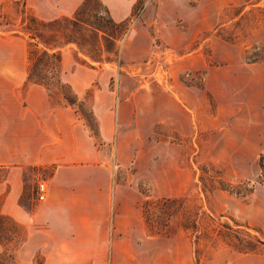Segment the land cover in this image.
I'll return each mask as SVG.
<instances>
[{"label":"rangeland","instance_id":"obj_1","mask_svg":"<svg viewBox=\"0 0 264 264\" xmlns=\"http://www.w3.org/2000/svg\"><path fill=\"white\" fill-rule=\"evenodd\" d=\"M13 1L0 0V32L13 37L14 62L30 65L28 35L7 31L20 29L21 7ZM138 5L118 22L101 0H90L82 11L86 23L65 38L76 42L62 47L50 96L75 109L100 144L95 109L137 95L139 127L157 119L142 144L153 177L137 184L147 233L169 239L175 255L191 264H264L258 242H264V0H149L139 11ZM72 76L79 87L69 83ZM53 171L25 167L26 189L38 191L37 181ZM6 172L0 168V181ZM126 174L118 171L119 178ZM163 198L187 199L168 220V210L155 206ZM194 220L198 233L181 227ZM22 237L20 225L0 217V242L9 251ZM8 252L0 264L11 262Z\"/></svg>","mask_w":264,"mask_h":264},{"label":"crops","instance_id":"obj_2","mask_svg":"<svg viewBox=\"0 0 264 264\" xmlns=\"http://www.w3.org/2000/svg\"><path fill=\"white\" fill-rule=\"evenodd\" d=\"M82 1L26 3L37 17L54 20L73 15ZM101 1L118 22L135 7V0ZM29 67L14 62L13 37L1 31L0 168L7 172L0 181V214L23 228L15 249L0 242V255L10 254L6 264H37L38 258L42 264H191L188 256L175 255L169 239L147 233L138 206V181L152 176L150 150L142 144L157 119L140 128L137 95L120 97L115 107L94 111L99 144L75 109L55 103L49 89L29 80ZM69 83L80 86L74 76ZM27 166H54L37 181L46 185L43 200L26 189ZM120 169L125 177H118Z\"/></svg>","mask_w":264,"mask_h":264},{"label":"trees","instance_id":"obj_3","mask_svg":"<svg viewBox=\"0 0 264 264\" xmlns=\"http://www.w3.org/2000/svg\"><path fill=\"white\" fill-rule=\"evenodd\" d=\"M139 5L137 6V10L139 11L144 7L146 1L149 0H138ZM15 5L20 6V15H21V23L20 29L8 28L7 31L13 32H23L28 35L29 39V49H28V58H29V80L44 85L47 89H49V79H54L55 74L53 72L60 71L62 65V47L70 42H76L75 39H65L67 35H70L73 32H76L83 26L86 22L82 18L83 8L90 2V0H84L82 5L78 7L75 12L74 17L72 18H62L55 19L50 22H45L39 19L36 15H34L28 8L26 0H14ZM18 12V10H17ZM3 17L0 15V18ZM3 21H0V25H2ZM12 23L10 21L4 20V25ZM13 26V25H12ZM70 33V34H68ZM64 41H61L63 39ZM39 66L50 68L49 77L44 73V70H40ZM59 82V78H58ZM227 190H231L236 194H241L239 190L230 189L225 187ZM187 198H163L155 202V206L160 209L168 210L166 212L168 220L173 216L175 210L178 211L179 206L185 203ZM2 199H0L1 204ZM179 205V206H178ZM143 213H145L146 218V208L143 205ZM185 213L192 214L189 209L185 210ZM196 215L199 213V209L194 212ZM1 218H5L10 220L14 224H17L13 219L9 216L0 214ZM18 225V224H17ZM164 227L167 230L164 232L165 235L170 236V232L168 229V222L164 224ZM181 227L184 230L194 229L195 233H198L197 221H190L186 223H182ZM159 230V228L157 227ZM162 229H160L161 231ZM159 231L156 232V234ZM163 234V233H162ZM258 242L264 243L260 240ZM254 249V248H252Z\"/></svg>","mask_w":264,"mask_h":264},{"label":"built area","instance_id":"obj_4","mask_svg":"<svg viewBox=\"0 0 264 264\" xmlns=\"http://www.w3.org/2000/svg\"><path fill=\"white\" fill-rule=\"evenodd\" d=\"M46 192V185L44 183H40L38 186V198L40 200H43L45 197Z\"/></svg>","mask_w":264,"mask_h":264}]
</instances>
